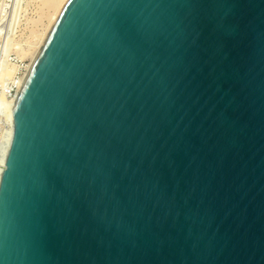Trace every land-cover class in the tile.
I'll return each instance as SVG.
<instances>
[{
    "label": "water",
    "instance_id": "obj_1",
    "mask_svg": "<svg viewBox=\"0 0 264 264\" xmlns=\"http://www.w3.org/2000/svg\"><path fill=\"white\" fill-rule=\"evenodd\" d=\"M13 118L0 264H264V0H67Z\"/></svg>",
    "mask_w": 264,
    "mask_h": 264
},
{
    "label": "rangeland",
    "instance_id": "obj_2",
    "mask_svg": "<svg viewBox=\"0 0 264 264\" xmlns=\"http://www.w3.org/2000/svg\"><path fill=\"white\" fill-rule=\"evenodd\" d=\"M61 1L0 0V105L11 101L8 92L32 62ZM6 70H13V78L4 76Z\"/></svg>",
    "mask_w": 264,
    "mask_h": 264
},
{
    "label": "bare ground",
    "instance_id": "obj_3",
    "mask_svg": "<svg viewBox=\"0 0 264 264\" xmlns=\"http://www.w3.org/2000/svg\"><path fill=\"white\" fill-rule=\"evenodd\" d=\"M56 1V0H55ZM61 1V0H60ZM67 2V0H62L59 4L60 8L59 10H57V13L55 11V14H54V17L51 19L53 20V23L55 22L56 18L58 17L59 13L61 12L62 8L64 7L65 3ZM56 4V3H55ZM52 21H50L51 23ZM52 23V25H53ZM52 27V26H51ZM49 28V27H48ZM51 29V28H50ZM45 35V34H44ZM47 36V35H46ZM46 36L44 37V39L46 38ZM43 38V36H42ZM43 39V41H44ZM43 41H41V44L39 47H37V51L39 50V48L41 47ZM37 52H35V55H36ZM34 55V56H35ZM33 56V58H34ZM29 67V66H28ZM28 67L26 68V71L28 69ZM16 69V67H15ZM4 70V69H3ZM13 71V70H12ZM12 71L11 70H6L4 72V76H8L9 78L12 76ZM3 72V71H2ZM26 73V72H25ZM24 73V75H25ZM2 74V73H1ZM24 75L22 76L21 80H20V83L24 77ZM13 78V77H11ZM14 100H11V101H8V102H5V107L7 108V121H8V124H9V127H10V139L8 141V145L3 148L1 151H0V184H1V179H2V176H3V173L5 171V166H6V161H7V158H8V155H9V151H10V147H11V140H12V135H13V131H14V118H13V104H14ZM2 103V102H1ZM3 104V105H4ZM2 105V106H3Z\"/></svg>",
    "mask_w": 264,
    "mask_h": 264
},
{
    "label": "built area",
    "instance_id": "obj_4",
    "mask_svg": "<svg viewBox=\"0 0 264 264\" xmlns=\"http://www.w3.org/2000/svg\"><path fill=\"white\" fill-rule=\"evenodd\" d=\"M26 72V68L24 69L22 75L17 78L16 81L13 82L10 91L8 92L10 100L15 99L16 92L20 85V80L24 73ZM0 113L2 117H0V151L8 145V141L10 139V127L7 121V108L5 106L0 105Z\"/></svg>",
    "mask_w": 264,
    "mask_h": 264
}]
</instances>
